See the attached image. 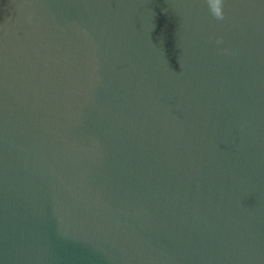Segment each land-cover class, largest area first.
<instances>
[{
  "label": "water",
  "instance_id": "95a60500",
  "mask_svg": "<svg viewBox=\"0 0 264 264\" xmlns=\"http://www.w3.org/2000/svg\"><path fill=\"white\" fill-rule=\"evenodd\" d=\"M223 12L0 0V264H264V0Z\"/></svg>",
  "mask_w": 264,
  "mask_h": 264
},
{
  "label": "clouds",
  "instance_id": "9594fccd",
  "mask_svg": "<svg viewBox=\"0 0 264 264\" xmlns=\"http://www.w3.org/2000/svg\"><path fill=\"white\" fill-rule=\"evenodd\" d=\"M209 11L214 19L223 20L225 18L223 12L224 0H206ZM217 43H222V40H218ZM227 52V50H224Z\"/></svg>",
  "mask_w": 264,
  "mask_h": 264
}]
</instances>
